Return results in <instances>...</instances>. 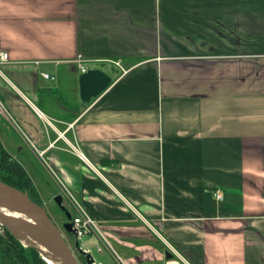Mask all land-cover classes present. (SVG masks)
<instances>
[{
  "label": "crops",
  "instance_id": "0c3cea01",
  "mask_svg": "<svg viewBox=\"0 0 264 264\" xmlns=\"http://www.w3.org/2000/svg\"><path fill=\"white\" fill-rule=\"evenodd\" d=\"M0 51L16 160L116 264H264V0H0ZM79 56L111 77L86 103Z\"/></svg>",
  "mask_w": 264,
  "mask_h": 264
},
{
  "label": "water",
  "instance_id": "95a60500",
  "mask_svg": "<svg viewBox=\"0 0 264 264\" xmlns=\"http://www.w3.org/2000/svg\"><path fill=\"white\" fill-rule=\"evenodd\" d=\"M79 98L83 103L89 102L111 84V77L101 69L87 68L85 73L78 77ZM52 200L65 215L66 221L62 223V228L73 236L74 249L85 258L86 264H94L95 259L79 245L75 232L72 228L71 213L63 205V197L58 194ZM5 208L12 214L26 216L28 220L21 216H15L0 210V226L5 227L16 239L21 236L28 238L31 247L45 248L54 257L55 264H80L74 256L68 242H66L61 230L51 220L44 207L33 200H30L27 192L9 186L0 181V209ZM165 258L171 260L174 254L166 250ZM42 258V257H41ZM46 262V261H45Z\"/></svg>",
  "mask_w": 264,
  "mask_h": 264
},
{
  "label": "rangeland",
  "instance_id": "374dc122",
  "mask_svg": "<svg viewBox=\"0 0 264 264\" xmlns=\"http://www.w3.org/2000/svg\"><path fill=\"white\" fill-rule=\"evenodd\" d=\"M0 125L4 128V129H2V127H0V143L3 144V146L8 151L10 156L13 157V159L15 161H17L22 166L23 170L26 172V176H27V179L29 180L30 184H32L34 186V189H35L36 194H37V198H38V200H40L41 205L44 207L47 214H49L51 220L55 224L59 225L60 221L65 218V215L59 209V207L55 204V202H54V200H52V198L55 195L62 194L61 188L58 187L53 182V180H52L53 178H52L51 174L42 168V165L40 164V162L37 159H36L37 160L36 161L35 158H33L27 154H23V157H21V159L19 161L16 160L15 143L10 144L12 139H14L13 138L14 137V132H13L14 129H12V128H11L12 130H10L8 128L6 129L5 123L1 119V116H0ZM31 195L33 198H35L33 193ZM63 205L69 211V213H72L74 215L72 208L66 199L63 200ZM3 234H4V230H2L0 227V235H3ZM62 234H63L66 242H68L69 246L71 247V249L73 251L74 242L72 241L71 237H69L65 233V231H62ZM2 239H3L2 240L3 245L6 244V245L11 246V244L9 243V241L7 240L6 237H3ZM78 242H79V245L82 249L90 250L91 255L95 259V264H97L98 262H101L102 264H116L114 259L111 256H109L107 251L103 250L104 249L103 247H102L101 252L97 251L96 244L98 242H97V239L95 237H93L91 235L90 236H84V237L79 238ZM74 256L77 257L80 264H86L85 258L83 256H81L77 251L76 252L74 251ZM15 262H18V260H15Z\"/></svg>",
  "mask_w": 264,
  "mask_h": 264
},
{
  "label": "trees",
  "instance_id": "16d2710c",
  "mask_svg": "<svg viewBox=\"0 0 264 264\" xmlns=\"http://www.w3.org/2000/svg\"><path fill=\"white\" fill-rule=\"evenodd\" d=\"M0 181L27 192L31 200L41 205L34 186L27 179L26 172L10 156L2 143H0ZM32 193L35 198L32 197ZM0 227L4 230V234L0 235V264H48L41 258L37 249L22 244L5 227ZM3 237L7 238L11 246L3 245ZM15 260H18V262H15ZM172 260H175L174 257Z\"/></svg>",
  "mask_w": 264,
  "mask_h": 264
},
{
  "label": "built area",
  "instance_id": "2783aa9c",
  "mask_svg": "<svg viewBox=\"0 0 264 264\" xmlns=\"http://www.w3.org/2000/svg\"><path fill=\"white\" fill-rule=\"evenodd\" d=\"M7 59H8L7 54L4 51H0V63L6 61ZM75 61L78 64L81 74L85 73V71L87 70L84 67L85 60L82 59L81 56H79ZM41 75L46 79H51V80L54 79L53 76H51L46 72H42ZM0 115H3L10 121L9 114H7L1 101H0ZM60 188L63 198L71 203L75 212V215H72L71 223H72V228L75 232V236L77 237V240L84 236L91 235L95 237L98 242L96 244V248L97 251L100 252L102 250V247L105 246L106 242L104 241V236L98 231L94 219L85 212V210L80 205L79 200L73 197L72 194L66 189V187L60 184ZM84 250L90 253V250L88 249H84Z\"/></svg>",
  "mask_w": 264,
  "mask_h": 264
},
{
  "label": "bare ground",
  "instance_id": "6f19581e",
  "mask_svg": "<svg viewBox=\"0 0 264 264\" xmlns=\"http://www.w3.org/2000/svg\"><path fill=\"white\" fill-rule=\"evenodd\" d=\"M9 211V210H8ZM9 214L11 215H15V214H12L11 211H9ZM21 216L22 218L28 220V218L26 216H23V215H20L19 213L16 214L15 216ZM21 239V242L22 244L26 245V246H29L31 247V242L30 240L27 238V239H24L22 236L20 237ZM34 245V244H33ZM38 252L40 254V256L46 261V263L48 264H55V260H54V257L51 256L50 252H48V250H46L45 248H41V247H38ZM167 264H179L178 262L174 261V260H170L167 262Z\"/></svg>",
  "mask_w": 264,
  "mask_h": 264
},
{
  "label": "flooded vegetation",
  "instance_id": "af4514ba",
  "mask_svg": "<svg viewBox=\"0 0 264 264\" xmlns=\"http://www.w3.org/2000/svg\"><path fill=\"white\" fill-rule=\"evenodd\" d=\"M2 212L4 211V210H6L5 208H3V209H0ZM7 211V210H6ZM7 213H9V211H7ZM71 216H72V213H71ZM64 221H66V219L64 218V219H62L61 221H60V223H59V225L58 224H55L60 230H61V232L62 231H65L64 230V228H62V223L64 222ZM65 233L69 236V237H71V239H72V241H73V236L71 235V234H69V233H67L66 231H65ZM24 239H27L26 237H24V236H22ZM20 242H21V239H18ZM22 243V242H21ZM71 248V247H70ZM73 248H74V244H73ZM72 250V249H71ZM74 251L76 252L77 250H75V249H73V254H74Z\"/></svg>",
  "mask_w": 264,
  "mask_h": 264
}]
</instances>
